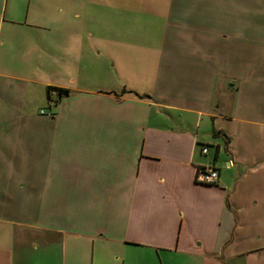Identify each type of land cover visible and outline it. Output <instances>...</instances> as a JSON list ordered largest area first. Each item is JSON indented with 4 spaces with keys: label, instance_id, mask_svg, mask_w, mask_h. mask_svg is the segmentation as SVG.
Here are the masks:
<instances>
[{
    "label": "crops",
    "instance_id": "obj_1",
    "mask_svg": "<svg viewBox=\"0 0 264 264\" xmlns=\"http://www.w3.org/2000/svg\"><path fill=\"white\" fill-rule=\"evenodd\" d=\"M0 264H264V0H0Z\"/></svg>",
    "mask_w": 264,
    "mask_h": 264
},
{
    "label": "built area",
    "instance_id": "obj_2",
    "mask_svg": "<svg viewBox=\"0 0 264 264\" xmlns=\"http://www.w3.org/2000/svg\"><path fill=\"white\" fill-rule=\"evenodd\" d=\"M207 151H208L207 147H204L202 149L203 153H207ZM217 179H218V172L214 168L200 167L197 171V176H196L197 182L205 183V184H213L217 181Z\"/></svg>",
    "mask_w": 264,
    "mask_h": 264
},
{
    "label": "rangeland",
    "instance_id": "obj_3",
    "mask_svg": "<svg viewBox=\"0 0 264 264\" xmlns=\"http://www.w3.org/2000/svg\"><path fill=\"white\" fill-rule=\"evenodd\" d=\"M97 52H98V49H94V51H93L94 56L96 58H99L100 55ZM109 65L111 66V62L109 63ZM40 92H41L40 93V97H41V95L43 93H42V91H40ZM28 104L31 106L33 111L34 110L37 111V109L46 108L47 107L46 105L49 104V100H47L46 98H43V99L39 98V94L36 92L35 99H33V98L30 99V102H28Z\"/></svg>",
    "mask_w": 264,
    "mask_h": 264
},
{
    "label": "trees",
    "instance_id": "obj_4",
    "mask_svg": "<svg viewBox=\"0 0 264 264\" xmlns=\"http://www.w3.org/2000/svg\"><path fill=\"white\" fill-rule=\"evenodd\" d=\"M58 90L60 91L58 96H61V91H63V89H58ZM130 92L133 93L134 95H136L139 98H149L148 95H140V94H138V93H136L134 91H130ZM48 96H49V98H51L50 93L48 94Z\"/></svg>",
    "mask_w": 264,
    "mask_h": 264
}]
</instances>
